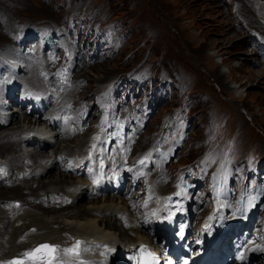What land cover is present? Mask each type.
Instances as JSON below:
<instances>
[{
	"label": "rangeland",
	"instance_id": "374dc122",
	"mask_svg": "<svg viewBox=\"0 0 264 264\" xmlns=\"http://www.w3.org/2000/svg\"><path fill=\"white\" fill-rule=\"evenodd\" d=\"M259 2L262 3L260 0H0V45L9 43L11 48L8 51L0 50V61L12 51L15 54L22 42L28 47L27 52L32 53L29 43L36 40L39 45L43 38L50 39L52 45L62 40L68 45L70 41L77 58L76 64H69L70 69L74 70L70 83L73 84L77 75L84 79L86 86L79 90L71 87V99L83 98L80 101L85 100L81 105L85 107L84 112L91 106L98 107L85 118L80 117L75 121L80 120L87 126L94 123L96 126L106 106L113 109L116 106L124 117L134 114L135 120L146 119V125L138 133L131 153L147 149L149 143L150 146L159 143L168 147L173 155L165 167L164 176L157 181L160 182L157 190L163 194L170 191L177 178L190 181L199 176L201 185L191 193L200 200L198 229L208 215V221L216 215L219 203L225 206L227 215L240 212L249 218L253 208H256L252 219L257 217V220L252 223V233L257 235L255 245L264 251V17L261 13L264 7H261L263 11L260 10ZM63 47L60 45L59 49H65ZM69 50L71 57L74 53ZM53 54H56L58 65L54 66V62L42 54L40 59L43 61L33 73L40 81L41 89L50 84L49 78L45 80L41 74L47 71V67H52L48 68V72L57 84L55 69L67 64L58 50ZM33 82L31 78L32 86L35 85ZM68 95L66 92L59 97L65 99ZM49 96L52 100L55 98L54 93ZM66 102L68 107L70 100ZM102 103L104 105L101 106ZM62 104L64 106V100ZM71 106L70 103L68 116L72 115ZM47 114L48 111H45L44 117ZM107 117L108 114L103 118L101 127ZM113 118L126 119L118 114ZM15 120H20L21 130L28 129L23 136L34 135L31 132H35L36 139L46 143L40 152L52 163L64 158V155L59 157L57 154L60 143L57 131L45 129L46 126L42 130H33V127L21 123L24 120L21 112ZM3 128L0 126V130ZM19 133L16 132V135ZM70 133V138L62 140L63 144L66 143V149H74L70 144L79 146L80 141L89 143L92 138L88 130L87 134ZM161 135H166L167 139L164 141ZM143 139L148 141L143 142ZM24 146L28 152L39 150L28 143ZM6 153L10 152L4 151L0 158L6 160ZM76 154L73 153V157H77ZM30 163L32 160L27 159V168H19L16 175L23 178L21 171L29 169L32 166ZM34 167L42 169L43 164L35 161ZM150 173L154 176L159 174L154 169ZM37 180L38 189L35 192L51 191L70 197H74L76 190L84 187L86 182L77 173L63 175L56 168L50 172L46 170ZM71 180L78 186L67 189L63 182ZM5 184L8 185V182ZM19 189L20 186L0 187L2 210L10 212L14 201L20 198L16 194ZM208 189L211 190L209 195L206 194ZM20 194L23 195V192L20 191ZM82 196L73 204L76 205L75 210L67 211L92 209L118 201L121 203L117 207L124 205L123 199L114 194L109 195L107 201H104L103 194L95 200ZM36 197L31 200L26 196L31 204L24 206V209L32 208V203L43 208H60L59 204L68 206L64 204L67 200H58L55 206L49 202V198L44 203L47 197L44 200ZM80 213L81 218L84 215ZM37 214L40 219L51 213L42 210ZM22 219L15 223L16 227H21L20 242H24V238L32 232L39 234L34 230L24 234L23 238L22 231L31 219ZM14 221L1 236L0 245L7 240ZM65 221L73 225L77 221L83 222L77 218H66ZM117 228L113 232L118 233L120 229ZM11 230L14 231V227ZM64 231H69V236L74 234L69 229ZM118 238L122 239L120 236ZM259 264H264V258Z\"/></svg>",
	"mask_w": 264,
	"mask_h": 264
},
{
	"label": "bare ground",
	"instance_id": "6f19581e",
	"mask_svg": "<svg viewBox=\"0 0 264 264\" xmlns=\"http://www.w3.org/2000/svg\"><path fill=\"white\" fill-rule=\"evenodd\" d=\"M260 1L262 3L259 2L260 4L257 3V5H258V7H260V10H262L261 7H264V0H260ZM261 13H262V16L264 17V11ZM45 21H46V19H45ZM50 41H51L50 39L43 38V42L40 45H39L38 40H36L35 42L29 43L30 46H32V53H35L36 56L32 55V53L27 52L28 47H26L25 42L20 43V49L18 51H16L15 54H12V53H14V51L9 53V55L13 56L14 58L18 57L19 60L28 62V65L26 67L23 66L21 68V71H20L21 73H23L24 76L16 77V78H18V81L16 82V84H18L20 92H22V91L27 92L28 91L27 86H29V85L32 86L31 78L35 82V85L39 86V88L41 89L40 81L36 77H34L35 74H33V73L37 69H39L38 67H39L41 62H37V60L40 59V56L42 54H44V56H48L47 53L51 52L53 54L55 52V50H58L62 60L67 62V59L63 54L64 49L63 50L59 49V46L62 45V46H65L63 48H66V49L70 48L74 53L69 58L70 63H68V64H70V65L76 64L77 58L75 56L74 50L71 48L72 45H71L70 41H69L68 45L66 43H64L63 40L59 41V44H54V45H52L50 43ZM36 43L38 45H35ZM9 48H10L9 43H3L0 45V50H7L8 51ZM72 56H73V58H72ZM51 62H54V61L51 59ZM0 63L3 65L4 61H0ZM48 68H52V67H47V71H46L47 75H49ZM31 71H32V73L29 77V74ZM220 78H222L221 75H220ZM48 81L50 82V84H47L45 88L43 86L44 89H42V90H44V92H45L46 99H48L49 101H52L51 97L48 94V91L51 90V87H54L55 89L58 88V84H56L51 77H49ZM83 82H84V79L78 78L77 75H75L74 82L71 86L72 89H74V90L78 89L79 90V89L86 87ZM52 84H54V85H52ZM72 89L67 91V93H69L70 95H68L65 99H63V98L61 99V102H60L61 106L59 107V110H60V112L65 113L67 116L68 115V107L66 106V103H67L66 101L70 100V103L72 104V106H71V114L72 115L70 117H71V120L73 122L71 124H69V126H72V125L77 126V125H79V123L81 121L78 120L76 122L75 120L79 118V113L84 111L85 107L83 108L81 105L85 103V100L80 101V99H83V98H80L79 100L75 99L74 101H72V99H71L72 93H73ZM83 97H85V96L83 95ZM21 100H22V97L19 96V101H21ZM63 100H64V106L62 104ZM101 105H103V103ZM8 109L9 108H7L6 110H8ZM23 109L21 110V113L24 114V120L21 121L22 124H24V125L27 124L29 127H33V130L38 129L42 126H46V128L50 127L51 129L57 131V136H58L57 139H58V141H60L58 148H57V154L59 157L60 156L62 157L64 155V158L62 160H58L57 162L52 163L51 159H47L46 155L44 153L40 152V150H42L43 148L46 147V143L45 142L42 143L41 141L36 140L35 139L36 138L35 132H31V133H34V135L32 137H30L29 135L23 136V134L28 133V131H27L28 129L27 130L25 129V131H23L24 129L21 130L22 125H20V120H15V117L18 115V113H11V116H8V119L7 120L5 119L6 120L5 121L3 119V117H4L3 112H0V115H1L0 116V126L4 127L3 129L0 130V155H2L4 153V151L10 152V153H6L7 157H6L5 163L0 164V180L4 181V182L0 183V187L2 188L5 186H20V189L17 190V192H16V194L20 198L14 201L13 208H11L10 212L9 213L7 211L5 212V210H2L3 206L0 207V238L2 235H4V232L7 231V229L9 228V225H11V223H12L11 221L15 220L12 224V227H14V231L11 230V228H12L11 227L9 229V236L7 237V240L5 242H3V244L0 245V264H13V262H17V264H22L23 262H27L28 264H40L41 259H43L44 261L49 260V256L51 253H49L47 250H44V249H42L41 252H39V253H35V248L37 246L48 243L52 246H58L60 249L66 250L67 249L66 247L69 244L66 242L71 241L74 236H78V237H80V236H89V237L96 236L97 239H99L103 243V244L101 243V246H103L104 248H106V247L112 248L110 256H112L114 258H116V253H120L118 251L119 248H123L125 251H128V250H130V248L132 246H139L142 242L149 240L148 235L144 232V224H141V225L135 224L136 221L139 222V219L136 218V213H135L137 208L132 209L129 206V202L126 200L122 201V203L124 205L121 208L116 206L117 204H120L121 202L118 201L119 202L118 203L113 197H111V200H115L117 203H115V204L108 203L106 205H103L102 207H94L92 209H82L81 208L82 210H78L75 212L67 211V210H70V211L75 210L74 206H76V205H73V204L76 202V200L81 195H83L82 197H84V196L93 197V200L97 199V197L100 195V193H101L100 188H96V187L94 188L92 186V184L87 180L85 182V185H83L84 187H80V189L76 190L74 197H70L67 194L62 195L61 193H57V192L52 193L51 191H48V192L45 191L46 193H44L41 190H39V191L35 192V190L38 189V185H37L36 181H38L37 179H39V177H41L45 174L46 170H47V172H50L51 169L56 168L60 171V174L64 175V174L69 173V174L73 175L74 174V171H73L74 168L76 170H78V172H79L78 168H80V170H81L80 172L86 173V168L83 167V165L86 163V156L90 152V150H89L90 143H87L85 141L83 143H81L82 141L79 140L80 144L78 146V144L72 145V144H70L71 142H69L71 147H73L74 149H71V148L66 149L65 148L66 143L63 144L62 140L66 139V138H70L68 136L70 133V129H67L64 126H56L53 122H51L52 115L49 118H46L43 116V114L37 113L36 116L38 118L36 120H34V119H32V117H30V114H28L26 109L25 110H23ZM95 109L96 110L98 109V107L96 105L89 107L87 114L89 112H91L92 110H95ZM10 117H11V119L9 120ZM85 122H86V119H85ZM11 123H13V124L10 125ZM85 125L82 123V129H81V127H78L77 128L78 131L76 130L75 134L76 135H78L80 133L87 134V130H88L90 132V133H88V135L90 136L96 132L97 127H98V123L96 126L94 123H88V126L85 123ZM5 126H7V127H5ZM84 126H85V128H84ZM84 129L86 130V132H84ZM18 131L20 133L17 136L16 132H18ZM8 134H9V136H8ZM70 135H72V134L70 133ZM78 138L79 137L76 136L77 140H78ZM148 138H150V137H148ZM146 141H148V139H146V140L143 139V142H146ZM25 143L32 144L35 146V148H37L39 150L37 152H28L25 150V146H24ZM150 145L151 144L149 143V145H148L149 147H147L146 150H150V152L151 151L153 152V149H151ZM84 149H85V151H83ZM20 151H22V152H20ZM46 153H48V151H46ZM73 153H77L76 155H78V156L73 157V155H72ZM16 154H18V155H16ZM27 159L32 160V163L29 164V165L32 164V166H29L28 167L29 169H25L24 171H21L23 178H20L18 175H16V172H18L19 168H23V169L27 168L26 167ZM35 161L42 162V164H43L42 169L35 168V167L33 168V163ZM75 166H77L78 168ZM153 167H154V165H153ZM159 167H161V166H158V173L159 174H157V176L155 177L156 178V186L160 185V182H157V181H159V178H162V176H164V174H165L164 173L165 168L159 169ZM2 168H9L10 169L9 174H6V175L3 174ZM161 172H162V174H161ZM6 181L8 182V185L5 184ZM197 181L199 182L201 180L197 179L196 182ZM17 182H20L21 184L17 183ZM30 182H32V185H29ZM60 183H55V184H60ZM63 183H66L67 189H71L73 187L78 186L77 183H75V182L72 183V180L70 182L64 181ZM27 184H28V186H27ZM46 187L50 188L48 186H46ZM31 188H34V190ZM40 189H42V187H40ZM160 189H161V187H160ZM20 191L23 192V195L20 194ZM0 192H1V190H0ZM36 195L38 197L40 196L39 197L40 199L43 198V200H44V197H47V201H45L44 203H47L48 198H49V202H51L55 206L58 204V202H56V201L67 200L68 202H66L64 204H67L68 206H64V205L59 204L58 206L60 208H58L57 206L54 208H52V207L51 208H46V207L43 208V207L38 206V205L36 206L35 203H32L31 207L34 210L30 207H28V209H24L25 208L24 206H30V205H28V204H31L30 199L33 200V199L37 198ZM109 195L110 194L104 195V199H105L104 201H107L106 199H110L111 195L110 196ZM26 196H27V198H30V199L27 200ZM21 197H22V199H21ZM171 197L179 198L180 196L178 194H174ZM4 199H7V198H4ZM69 201H71V202H69ZM69 205H71V206H69ZM87 207L88 206H86V208ZM36 210L39 212L43 210L44 212H47V213L50 212L51 214L48 217H44V218L39 219V217H38L39 214H37ZM221 211H223V209H221ZM80 212H82V215H84L81 218L79 217V215L81 214ZM3 214H4L6 219L4 218ZM195 214H197V215L199 214L198 208H197ZM41 215H45V214H41ZM27 217H29L28 219H31V220H29L31 222H30V224H27V226L25 227L24 230L22 229L23 230L22 231L23 238H24V234H29L30 232H32L34 230L39 231L38 232L39 234L37 235L34 232H32V233H30V235L28 237L24 238V239H26L24 242H20L19 240L22 237V236L21 237L19 236V234L21 233L20 232L21 227H16L15 223L17 221H19L21 218H23L22 220L27 221L28 220ZM66 218L67 219L77 218L78 220L83 221V222H78V221L76 223L72 222V223L76 224V225H73V224L68 223V222L66 223V221H65ZM123 218L125 219V222L122 221ZM84 219H86V220H84ZM109 219H111V220H109ZM196 219L198 221V219H200V218L197 216ZM256 220H257V217L254 220L251 219L248 222L250 229H252V227H253L252 223L253 222L255 223ZM126 224H129V226H126ZM255 225H254V227H255ZM117 227H119V229H120V231H118V233H120V235L116 231L113 232L114 230H118ZM64 229H69V230L73 231L74 234L69 236L70 235V234H68L69 231H64ZM60 230L62 232H65V234L63 235ZM50 233H53L54 236L53 235H52L53 237L46 236L47 234H50ZM119 236L122 239H119L118 238ZM43 238H47V240H46L47 242L43 241L44 240ZM48 238H50L51 240H49ZM52 239H54V240H52ZM3 251H4V253H2ZM29 252L34 253V256L30 257V256L25 255V253H29ZM263 258H264V256L258 255L257 258L254 259V262L259 264V262H261ZM254 262H252L251 264H253ZM51 264H80V263L78 262V259H76V258H72V259L62 258L61 260L54 258L51 261ZM92 264H97V263L95 262Z\"/></svg>",
	"mask_w": 264,
	"mask_h": 264
},
{
	"label": "snow or ice",
	"instance_id": "6c2138e0",
	"mask_svg": "<svg viewBox=\"0 0 264 264\" xmlns=\"http://www.w3.org/2000/svg\"><path fill=\"white\" fill-rule=\"evenodd\" d=\"M94 139H99V137H95ZM93 147H95V145H93ZM144 161H141V163H143ZM154 215H155V213H154ZM171 217H169V219H170ZM182 234V233H181ZM79 244H80V242L78 241L77 242V248H78V246H79ZM42 249H44V250H47L49 253H52V252H54L55 251V249L52 247V246H50V245H41L39 248H37L36 250H35V253H39V252H41V250ZM66 252H77V249L76 248H74V249H66L65 250ZM145 251V249L142 247L141 248V252L143 253ZM78 254V253H77ZM25 255L26 256H34V253H25ZM148 255L150 256V257H152V264H158V262L156 261V259H155V254H153V253H148ZM13 264H17V262H13ZM40 264H51V259H49V260H47V261H44L43 259H41L40 260Z\"/></svg>",
	"mask_w": 264,
	"mask_h": 264
}]
</instances>
